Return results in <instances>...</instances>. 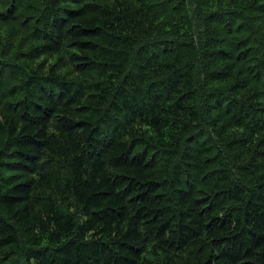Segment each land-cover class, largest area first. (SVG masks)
<instances>
[{
  "label": "trees",
  "instance_id": "obj_1",
  "mask_svg": "<svg viewBox=\"0 0 264 264\" xmlns=\"http://www.w3.org/2000/svg\"><path fill=\"white\" fill-rule=\"evenodd\" d=\"M0 264H264V0H0Z\"/></svg>",
  "mask_w": 264,
  "mask_h": 264
}]
</instances>
